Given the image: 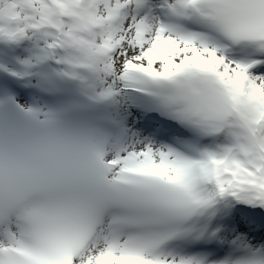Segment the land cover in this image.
I'll use <instances>...</instances> for the list:
<instances>
[{
	"label": "snow or ice",
	"instance_id": "obj_1",
	"mask_svg": "<svg viewBox=\"0 0 264 264\" xmlns=\"http://www.w3.org/2000/svg\"><path fill=\"white\" fill-rule=\"evenodd\" d=\"M0 264H264V0H0Z\"/></svg>",
	"mask_w": 264,
	"mask_h": 264
}]
</instances>
